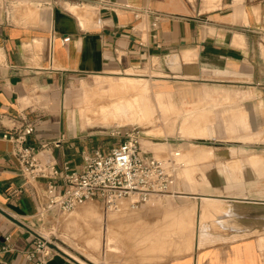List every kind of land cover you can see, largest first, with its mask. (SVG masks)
Segmentation results:
<instances>
[{
	"label": "crops",
	"instance_id": "crops-1",
	"mask_svg": "<svg viewBox=\"0 0 264 264\" xmlns=\"http://www.w3.org/2000/svg\"><path fill=\"white\" fill-rule=\"evenodd\" d=\"M94 76L92 87L84 83ZM157 78L182 84L186 100L239 102L264 130V0H0V246L6 238L11 246L1 264H32L26 252L48 186L21 173L3 133L31 125L26 143L41 160L78 170L83 151L112 144L74 133L73 87L80 84L77 109L86 91L122 80L161 85L175 105L172 85L149 82ZM236 117L234 124H249ZM119 118L101 127L79 120L81 128H108ZM238 158L233 165L250 167L237 188L197 185L189 190L220 194H169L183 198L177 208L184 212L173 220L165 208L155 211L157 200L133 211L131 245L109 264H264V158ZM52 185L54 193L64 188L62 180ZM50 264L76 263L54 256Z\"/></svg>",
	"mask_w": 264,
	"mask_h": 264
},
{
	"label": "rangeland",
	"instance_id": "rangeland-1",
	"mask_svg": "<svg viewBox=\"0 0 264 264\" xmlns=\"http://www.w3.org/2000/svg\"><path fill=\"white\" fill-rule=\"evenodd\" d=\"M96 78L98 77L87 78L84 83L92 87ZM102 79L112 81L118 78ZM149 82L172 85L175 92V105H171L168 100H165V96L161 94V85L122 80L117 85L129 89L122 93L108 91V94L117 97L114 102L118 103L116 110L121 113V107L130 109L135 101H138L139 116L135 114L130 119L117 114V111L111 115L95 117L80 103L77 109L75 103L80 91V84L75 85L70 96V109L68 110V112L75 111V123L71 121L75 128H72L74 133L80 136V140L89 136L86 137L88 141L91 138L100 145L115 144L120 138L111 135L115 127L97 128L86 125L81 128L80 120L83 124L101 127L104 126L103 122L111 123L121 116L122 120H119V126L136 128L141 136V145L142 143L144 145L142 147L151 154L157 157L174 158V152H178L179 155L174 159L177 165L174 169L172 195L185 196L194 192L220 194L213 189L204 188L198 191L189 189L190 186H209L210 184L226 189L228 185L238 186L243 183V177L250 166L233 165L232 162L237 161L238 156L243 155L264 158V130L254 128L255 126L250 122L251 118L246 117V112L243 107L241 108L242 105L236 101L222 103L212 99L203 101L192 98L186 100V98H182L183 85L180 83L165 78H157L154 81L151 79ZM130 88L133 89L130 90ZM106 89L92 88L90 92L86 91L83 97L91 100L97 94L104 95ZM151 90L157 91L151 93ZM115 105L117 104H111L109 107L114 109ZM146 112H149L150 115L145 118L143 114ZM240 114L246 117L248 125L233 123V119ZM245 167L246 169H243ZM151 198L150 202L143 206L154 204L155 200L157 203L163 202L155 211L161 212L160 210L165 208L170 212L168 216L170 215L171 220L184 212L177 208V204L183 198H174L169 194L153 195ZM124 203L119 212H106L102 205L94 200L66 215L49 211L40 216V221L34 230L51 244V247L56 251L54 252L56 256H63L74 263L76 260V264L114 263L115 260L121 258L119 256L126 253V247L131 245L125 242L130 241L129 238L133 233L128 226L132 213L135 215L136 211H129L131 209L126 205L127 202ZM159 212L153 213L155 221L159 216L162 220L164 213ZM115 215L123 217L118 219L117 225L113 223L117 219H114ZM97 231L100 232L98 238L93 234ZM62 250L73 257L68 256ZM136 254L137 251H135Z\"/></svg>",
	"mask_w": 264,
	"mask_h": 264
},
{
	"label": "built area",
	"instance_id": "built-area-1",
	"mask_svg": "<svg viewBox=\"0 0 264 264\" xmlns=\"http://www.w3.org/2000/svg\"><path fill=\"white\" fill-rule=\"evenodd\" d=\"M157 22L156 18L152 28L157 26ZM31 132L32 126L26 125L22 129L4 132L2 138L11 143L18 169L28 180H48L47 188L40 193V216L49 211L70 214L93 200L100 203L106 212L121 211L124 202L131 210H137L153 195L171 194L177 165L174 159L179 153L174 152V158L151 154L142 147L140 133L134 127H115L111 135L119 136V141L105 150L83 151L78 170L67 163L57 166L53 161L41 160L38 149L26 143ZM53 180L64 182L61 192L52 191ZM6 242L0 246V264L2 255L11 250L8 238ZM54 252L51 244L36 233L33 248L26 252V258L32 264H50L56 256Z\"/></svg>",
	"mask_w": 264,
	"mask_h": 264
},
{
	"label": "bare ground",
	"instance_id": "bare-ground-1",
	"mask_svg": "<svg viewBox=\"0 0 264 264\" xmlns=\"http://www.w3.org/2000/svg\"><path fill=\"white\" fill-rule=\"evenodd\" d=\"M120 82V81H113L112 83H110L109 87L110 89H106L105 90V94H97L94 96V98H92L91 100H88L87 98L83 97L81 100H80V105L81 106H84L87 111H89L93 116L95 117H98V116H106V115H111L113 113H115L117 110L116 108L118 107V103L114 102V99H116L117 97H115L113 94H108V91H110L111 93H113V91L115 93H122L124 91H126V89L128 90L129 88H125V86H119L117 85V83ZM133 88H130V90H132ZM111 104H117L115 105L114 109L110 108L109 106ZM132 105V103H131ZM138 108H139V104H138V101H135V103L130 107V109H125L124 107H121V112H118L117 111V114H121V116H126L128 117V119L130 118H133L135 114H137L139 116V111H138ZM85 109V110H86ZM89 109V110H88ZM145 118L147 116L150 115V113L146 112L145 114ZM237 118V117H235ZM234 120V119H233ZM107 121V120H105ZM116 121H113L111 123H106V122H103L102 124L103 125H111V124H115ZM117 126H119V122L116 123ZM143 145V143H142ZM144 146V145H143ZM147 150V149H146ZM259 160V159H258ZM257 164V163H256ZM249 169V168H248ZM248 172V171H247ZM246 172V173H247ZM252 173V172H251ZM258 173V172H257ZM260 174V172H259ZM249 175V174H248ZM253 175V174H251ZM250 177V176H249ZM247 178V176H246ZM237 188V186L235 187ZM234 189V188H233ZM152 199V198H151ZM150 199V200H151ZM150 202V201H148ZM88 207V206H87ZM89 210V209H88ZM93 234L97 235V238L100 236V232H93ZM92 236V234H91ZM65 254H67L68 256H72L71 254H69L68 252L62 250ZM73 257V256H72ZM75 258V257H74ZM76 261V260H75ZM77 262V261H76ZM83 264V263H82Z\"/></svg>",
	"mask_w": 264,
	"mask_h": 264
},
{
	"label": "water",
	"instance_id": "water-1",
	"mask_svg": "<svg viewBox=\"0 0 264 264\" xmlns=\"http://www.w3.org/2000/svg\"><path fill=\"white\" fill-rule=\"evenodd\" d=\"M75 261V260H74ZM76 262V261H75ZM77 263V262H76Z\"/></svg>",
	"mask_w": 264,
	"mask_h": 264
}]
</instances>
